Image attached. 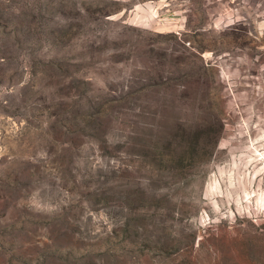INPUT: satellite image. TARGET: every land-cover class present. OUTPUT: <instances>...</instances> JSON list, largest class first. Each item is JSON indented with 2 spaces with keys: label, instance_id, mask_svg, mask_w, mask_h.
Wrapping results in <instances>:
<instances>
[{
  "label": "rangeland",
  "instance_id": "374dc122",
  "mask_svg": "<svg viewBox=\"0 0 264 264\" xmlns=\"http://www.w3.org/2000/svg\"><path fill=\"white\" fill-rule=\"evenodd\" d=\"M0 264H264V0H0Z\"/></svg>",
  "mask_w": 264,
  "mask_h": 264
}]
</instances>
